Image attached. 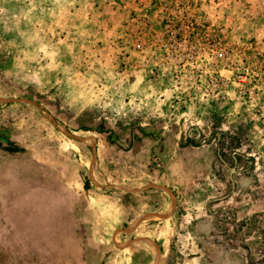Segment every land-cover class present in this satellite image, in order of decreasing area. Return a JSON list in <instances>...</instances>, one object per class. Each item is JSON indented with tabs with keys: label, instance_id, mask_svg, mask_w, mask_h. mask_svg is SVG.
Instances as JSON below:
<instances>
[{
	"label": "rangeland",
	"instance_id": "374dc122",
	"mask_svg": "<svg viewBox=\"0 0 264 264\" xmlns=\"http://www.w3.org/2000/svg\"><path fill=\"white\" fill-rule=\"evenodd\" d=\"M155 128L220 167L162 264H264V0H0V264H112L91 179Z\"/></svg>",
	"mask_w": 264,
	"mask_h": 264
},
{
	"label": "crops",
	"instance_id": "0c3cea01",
	"mask_svg": "<svg viewBox=\"0 0 264 264\" xmlns=\"http://www.w3.org/2000/svg\"><path fill=\"white\" fill-rule=\"evenodd\" d=\"M133 134L131 152L111 145L107 170L112 174L91 179L95 189L85 200L87 218L96 227L95 235L109 227L117 234L112 264H162L166 249L161 239L180 218L199 215L198 231L214 230L210 214L202 216L199 204L215 194L220 167L209 155L213 147L206 136L193 139L185 130L156 128ZM19 199L15 194L11 200Z\"/></svg>",
	"mask_w": 264,
	"mask_h": 264
}]
</instances>
